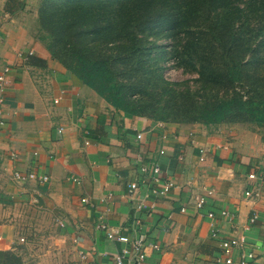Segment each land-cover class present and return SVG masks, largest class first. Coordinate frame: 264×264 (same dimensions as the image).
<instances>
[{
  "label": "crops",
  "instance_id": "obj_1",
  "mask_svg": "<svg viewBox=\"0 0 264 264\" xmlns=\"http://www.w3.org/2000/svg\"><path fill=\"white\" fill-rule=\"evenodd\" d=\"M6 2L0 251L15 252L21 264H116L127 244L108 238L103 223L143 242L144 258L124 264H227L221 240L231 236L243 241L228 264H264V126L127 115L54 60L37 24L20 18L21 9L7 12ZM143 165L159 166L161 181L171 183L165 194L152 191ZM14 172L47 180L18 181Z\"/></svg>",
  "mask_w": 264,
  "mask_h": 264
},
{
  "label": "trees",
  "instance_id": "obj_2",
  "mask_svg": "<svg viewBox=\"0 0 264 264\" xmlns=\"http://www.w3.org/2000/svg\"><path fill=\"white\" fill-rule=\"evenodd\" d=\"M37 19L51 57L127 115L264 126V0H42ZM168 62L192 84L168 80Z\"/></svg>",
  "mask_w": 264,
  "mask_h": 264
},
{
  "label": "built area",
  "instance_id": "obj_3",
  "mask_svg": "<svg viewBox=\"0 0 264 264\" xmlns=\"http://www.w3.org/2000/svg\"><path fill=\"white\" fill-rule=\"evenodd\" d=\"M3 88V77L0 76V90H2ZM55 102L57 101V99L54 100ZM2 124V122H0V125ZM58 131H61V128L58 129ZM137 137L140 138L141 134H137ZM141 171L144 174H147L150 176L151 181L153 182V185L155 186L153 188V192L156 194H165L168 189L171 186L170 182H162L159 176V166L158 165H152L151 167H147L145 165H143L141 167ZM13 177L15 180L18 181H24V180H38L39 183L45 182L47 180V176L46 175H38L35 174L33 172H27L25 174H21L20 172H14L13 173ZM254 174H249V178H253ZM73 181H76L77 178H72ZM129 190L133 191L137 188V183L136 182H131L129 185ZM254 193V191H246L245 195L250 197L252 196ZM83 202H87L86 198H82L81 199ZM203 203V199L200 198L197 201V206L200 207ZM142 207V203L138 202L137 203V208L140 209ZM223 215L226 214V212H222ZM213 214L212 213H208V217H212ZM256 214L253 213L250 217L249 223H254L256 220ZM100 228H104L106 230V236L110 239L113 240H117L120 241L124 244L121 250L118 253L114 254V259L116 264H124L125 259H130L132 258L133 260L137 261V260H142L144 258V251H143V242L140 239L131 237L127 234H123L120 233V231L118 229H110L106 226V224L100 223L99 224ZM211 235L214 237L217 235V230L216 229H211ZM243 241L242 236H231L227 239H222L221 240V249L223 254L225 255V263H230L231 262V258H230V253L232 251V249L234 247H236L237 245H239L241 242ZM249 257H252L253 254L252 253H248ZM129 261V260H128ZM262 261L264 262V257H262ZM241 264H247L245 262H241Z\"/></svg>",
  "mask_w": 264,
  "mask_h": 264
},
{
  "label": "rangeland",
  "instance_id": "obj_4",
  "mask_svg": "<svg viewBox=\"0 0 264 264\" xmlns=\"http://www.w3.org/2000/svg\"><path fill=\"white\" fill-rule=\"evenodd\" d=\"M16 1L18 3H22V7H21L22 13H20V18H22L23 20L29 19L32 21V23L37 24L38 23L37 9L40 7L42 0H16ZM35 20H36V23H35ZM35 33H36V30H35ZM164 74L166 78L171 81H183V80L189 79L190 84H192L193 78H196L197 76L195 72H187V71H184L180 67L173 66L172 62L167 63V66L164 70Z\"/></svg>",
  "mask_w": 264,
  "mask_h": 264
}]
</instances>
